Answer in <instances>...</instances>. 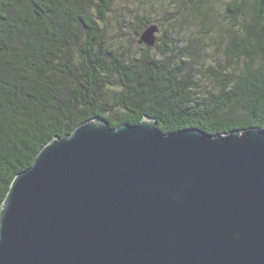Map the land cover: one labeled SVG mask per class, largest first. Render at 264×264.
<instances>
[{"label":"trees","instance_id":"obj_1","mask_svg":"<svg viewBox=\"0 0 264 264\" xmlns=\"http://www.w3.org/2000/svg\"><path fill=\"white\" fill-rule=\"evenodd\" d=\"M129 1L0 0V207L45 144L96 116L264 129V0Z\"/></svg>","mask_w":264,"mask_h":264},{"label":"water","instance_id":"obj_2","mask_svg":"<svg viewBox=\"0 0 264 264\" xmlns=\"http://www.w3.org/2000/svg\"><path fill=\"white\" fill-rule=\"evenodd\" d=\"M0 264H264V129L87 120L13 177Z\"/></svg>","mask_w":264,"mask_h":264},{"label":"rangeland","instance_id":"obj_3","mask_svg":"<svg viewBox=\"0 0 264 264\" xmlns=\"http://www.w3.org/2000/svg\"><path fill=\"white\" fill-rule=\"evenodd\" d=\"M124 2V1H123ZM122 2V3H123ZM128 6H132V3H131V0L128 2ZM124 9V8H123ZM119 10V9H118ZM117 10V12L118 13H120L119 11ZM117 13V14H118ZM116 17L118 18L119 16L118 15H116ZM111 20H113V18L111 17ZM134 21H136V19L134 18ZM136 23V22H135ZM137 24V23H136ZM135 25H131L130 26V28H126L125 29V31H126V37L128 38V39H130L131 38V36L133 35V33H131V28H133ZM157 34V33H156ZM158 34L160 35V34H162V30H160L159 32H158Z\"/></svg>","mask_w":264,"mask_h":264}]
</instances>
